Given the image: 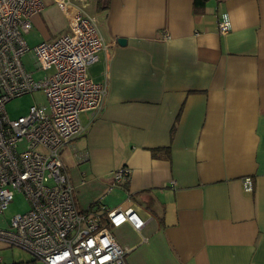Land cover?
Here are the masks:
<instances>
[{
    "label": "crops",
    "instance_id": "crops-1",
    "mask_svg": "<svg viewBox=\"0 0 264 264\" xmlns=\"http://www.w3.org/2000/svg\"><path fill=\"white\" fill-rule=\"evenodd\" d=\"M44 2L32 28L44 13L64 34V13ZM72 2L106 44L87 68L106 85L103 108L81 112L84 132L61 150L77 207L130 196L145 225L113 228L126 264H264V0ZM120 167L128 190L111 183ZM11 247L0 242L1 264H22Z\"/></svg>",
    "mask_w": 264,
    "mask_h": 264
},
{
    "label": "built area",
    "instance_id": "built-area-1",
    "mask_svg": "<svg viewBox=\"0 0 264 264\" xmlns=\"http://www.w3.org/2000/svg\"><path fill=\"white\" fill-rule=\"evenodd\" d=\"M54 1L64 13L67 30L32 48L34 70L28 71L21 61L30 51L24 34L45 2L0 0V214L15 192L29 204L27 211L0 228V242L44 264H126L128 248L117 243L112 229L130 224L140 230L145 225L132 199L114 208L98 203L79 209L61 159L62 148L84 132L80 113L97 114L103 108L106 85L89 78L87 68L106 44L91 15L72 0ZM230 29L228 15L222 14L218 31ZM38 72L42 75L34 77ZM36 90L46 104L31 105L16 118L7 115L9 100ZM110 176L112 185L122 187L130 170L120 167ZM243 187L252 191L249 177L243 179Z\"/></svg>",
    "mask_w": 264,
    "mask_h": 264
},
{
    "label": "rangeland",
    "instance_id": "rangeland-1",
    "mask_svg": "<svg viewBox=\"0 0 264 264\" xmlns=\"http://www.w3.org/2000/svg\"><path fill=\"white\" fill-rule=\"evenodd\" d=\"M40 18L41 24L34 25L29 32L24 34V41L30 48V51L21 58V61L28 71L34 70L32 48L39 42H42L44 38L53 40L62 34V31L58 29L61 23L55 24L56 26H48L45 23L44 13L40 15ZM41 75V72L34 73V77H38ZM34 104H46V99L41 91L36 90L33 92L25 93L9 100L5 104V110L10 118H16L18 116L25 115L28 112L29 107ZM28 208L29 204L25 196L20 192H15L12 200L8 203L3 214H0V228H6L14 215L23 213L27 211ZM113 235L115 239H120V234L118 233V231H116V229H113ZM5 250H7V253L10 252V260L14 259L15 261L20 262L32 259L29 253L25 252L17 246H12L11 249ZM37 264H43V262L38 260Z\"/></svg>",
    "mask_w": 264,
    "mask_h": 264
},
{
    "label": "trees",
    "instance_id": "trees-1",
    "mask_svg": "<svg viewBox=\"0 0 264 264\" xmlns=\"http://www.w3.org/2000/svg\"><path fill=\"white\" fill-rule=\"evenodd\" d=\"M205 1L206 0H194V8L196 10L201 9L204 6ZM152 154L154 156H161L164 158L169 157V153H168L167 149L163 150V152H162V150H152ZM127 184H128V181L125 182L124 186H123L126 190H128ZM98 203L99 202H94V204H98ZM27 263L35 264V261L33 259H31V260H28Z\"/></svg>",
    "mask_w": 264,
    "mask_h": 264
},
{
    "label": "water",
    "instance_id": "water-1",
    "mask_svg": "<svg viewBox=\"0 0 264 264\" xmlns=\"http://www.w3.org/2000/svg\"><path fill=\"white\" fill-rule=\"evenodd\" d=\"M124 41H125V40H124L123 38H118V39H117V42H118L119 44H123Z\"/></svg>",
    "mask_w": 264,
    "mask_h": 264
}]
</instances>
